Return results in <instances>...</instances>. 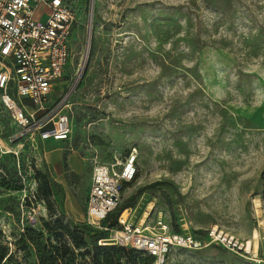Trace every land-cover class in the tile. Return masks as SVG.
I'll return each mask as SVG.
<instances>
[{
	"label": "rangeland",
	"instance_id": "374dc122",
	"mask_svg": "<svg viewBox=\"0 0 264 264\" xmlns=\"http://www.w3.org/2000/svg\"><path fill=\"white\" fill-rule=\"evenodd\" d=\"M67 2L77 9L72 62L85 59L71 137L52 164L40 142H10L14 127L1 113L0 264H39L47 248L55 264L102 262L103 252L77 248L61 227L110 235L86 214L93 163L132 147L138 171L113 216L128 205L137 222L161 217L201 240L172 248L162 264H264L207 236L217 226L264 254V0ZM115 259L155 264L126 248Z\"/></svg>",
	"mask_w": 264,
	"mask_h": 264
},
{
	"label": "built area",
	"instance_id": "2783aa9c",
	"mask_svg": "<svg viewBox=\"0 0 264 264\" xmlns=\"http://www.w3.org/2000/svg\"><path fill=\"white\" fill-rule=\"evenodd\" d=\"M76 23L77 9L67 0H0V101L17 125L10 142L27 138L39 145L71 137V97L85 62H72ZM66 76V88L55 96L57 80ZM137 162L138 150L132 147L123 158L93 163L85 203L88 222L111 231L99 242L148 253L155 264H162L172 248H198L200 239L173 231L161 217L152 224L137 222L129 206L118 213L116 226L103 224L119 207L124 185L135 179ZM207 236L250 260L264 261L249 240L217 226Z\"/></svg>",
	"mask_w": 264,
	"mask_h": 264
},
{
	"label": "trees",
	"instance_id": "16d2710c",
	"mask_svg": "<svg viewBox=\"0 0 264 264\" xmlns=\"http://www.w3.org/2000/svg\"><path fill=\"white\" fill-rule=\"evenodd\" d=\"M126 184H128V183H126ZM125 207H128V205H125L124 207L119 208L117 213L115 214V216H113V213L110 214L107 217V219H105L103 221V224L105 225V223L107 222V225H109L110 227L116 226L117 215ZM61 228L67 232V234L73 240V242L77 248L93 247V248H96L97 250H99L100 253L103 252V261L98 263V264H102V263H104V264H115L116 263L115 256L119 252L120 248H123V249L126 248L128 250H131V251H134L137 253L147 254L155 262V257L153 255H150L148 253H144V252L136 250L134 248H127L124 246L114 245V244H109V243H100L99 241L101 239L106 238L108 236H104L102 231H100L98 229L94 230L93 235H89L87 233L85 236V234L81 233V231H79L78 229H71L70 227L63 226V225ZM91 231H93V229H91ZM173 231H176V230L173 229ZM177 232H179V231L177 230ZM88 235H89V237H88ZM6 254H7L6 251L2 252V255H0V263ZM57 258H58L57 254L53 250L47 248V249H45L43 257H42L39 264H55L57 262Z\"/></svg>",
	"mask_w": 264,
	"mask_h": 264
},
{
	"label": "crops",
	"instance_id": "0c3cea01",
	"mask_svg": "<svg viewBox=\"0 0 264 264\" xmlns=\"http://www.w3.org/2000/svg\"><path fill=\"white\" fill-rule=\"evenodd\" d=\"M2 112L7 113V115L9 116V119H10V126H13L14 127V131H16V128H17L16 123L11 118L9 112L2 105V103L0 101V125H1V113ZM59 141H64V140H48V141H45V142L42 143V145H43V147H42L43 148V155L46 158V160L48 162H51L52 164H59V163H61V161L63 159V150H62V147L60 145L61 143ZM47 142L52 143L51 144V146H52L51 148L45 147V144ZM49 143H48V145H49ZM69 160L71 162V168L75 171L79 167V165L81 163V160L78 159L76 153H71L70 156H69ZM85 203H86V199H85Z\"/></svg>",
	"mask_w": 264,
	"mask_h": 264
},
{
	"label": "bare ground",
	"instance_id": "6f19581e",
	"mask_svg": "<svg viewBox=\"0 0 264 264\" xmlns=\"http://www.w3.org/2000/svg\"><path fill=\"white\" fill-rule=\"evenodd\" d=\"M10 152H11V151H10ZM257 235H258V232H257V231H255V232H254V236H253V237H254V238H257ZM252 241H253V240H252ZM256 241H257V240H256ZM249 243L251 244V241H250V240H249Z\"/></svg>",
	"mask_w": 264,
	"mask_h": 264
}]
</instances>
